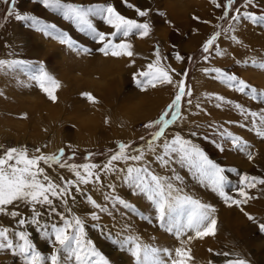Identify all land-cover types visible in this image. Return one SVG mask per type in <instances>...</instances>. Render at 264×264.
Instances as JSON below:
<instances>
[{
    "label": "rangeland",
    "instance_id": "374dc122",
    "mask_svg": "<svg viewBox=\"0 0 264 264\" xmlns=\"http://www.w3.org/2000/svg\"><path fill=\"white\" fill-rule=\"evenodd\" d=\"M64 2L84 5L111 3L126 17L141 22L146 19L139 17L134 8H128L124 0H64ZM218 2H226V0H218ZM238 2L242 3V0ZM127 3L142 10H149L153 30L148 37L142 38L133 34L126 38L132 45L131 57H113L104 56L96 51L99 45L92 43L90 38L86 39L73 27H69V22L64 21L59 14L45 10L34 0H17L16 11L37 15L46 23H56L61 30H67L78 41L83 43L86 39L87 43L91 44L93 52L89 54L73 51L66 45L60 44L55 34L46 36L16 21L15 11L11 16L6 15L11 7V0L7 2L0 0V59H25L37 65L43 64L60 85L54 92L57 99L53 102L24 75L16 74L20 79H15L14 88L10 91L9 86L3 83L9 80V74L0 73V104L11 106L7 110L0 108V146L4 149L27 146L31 156L38 155L35 152L36 148H40L42 154L46 155L58 154L60 149H64L65 160L68 163H104L108 156L117 150V145L121 142L133 146H144V141L140 137L143 136L147 140L156 129H145L143 125L159 118L174 99L177 92L176 82L183 79L186 91L190 90L192 95L183 97L181 109L184 119L173 126L172 131L180 132L184 137L193 139L206 150L213 161L222 166L236 168L238 171L230 174L231 182L227 190L234 198L243 199L237 195V189L240 186L239 176L248 174L264 178V138L257 136L251 130V117L246 119L239 112L228 113L225 108L228 106L233 111L234 104L241 102L252 111H260L264 104L260 100L254 101L230 90L214 79V74H206L204 69L219 67L230 73H236L240 78L257 87L258 91L264 92V69L251 66L253 60L260 62L262 58L260 56L264 57V52L259 54L257 42L255 45L242 42L238 46L235 41L231 43L226 37L221 36L217 41L219 48L214 46L210 60L205 62L203 44L215 32L228 27L225 21L219 19L222 10L216 8L212 0H127ZM194 17H199V21ZM93 20L106 33L112 31L110 27L99 23V18H93ZM15 24L17 25L16 33L13 31ZM251 28H257L264 34V29L260 27ZM247 36L249 35L243 33V37ZM120 39L124 38H117V42ZM146 40L149 41L146 42ZM23 47H26L27 51H23ZM141 47L145 49L140 51ZM157 48H159L160 56L166 57L162 60L161 66L166 69H175V73H172L174 84L158 85L156 88L148 87L147 90H141L135 82V74L146 71L147 65L155 61ZM217 50H226L228 53L223 51L225 54L217 56L215 54ZM177 52L185 57L183 61L175 59ZM53 53L57 62L45 63L46 58ZM111 59L114 60L109 63ZM261 61H264V58ZM106 63H109L112 68L102 72ZM184 73L187 75H183ZM203 80L211 87L210 89ZM19 83H25V87H18ZM84 93H90L96 98V102L88 101ZM210 93L225 95V100H231L233 104H223L222 108H217L211 102L217 104L219 101L207 99ZM189 99L191 104L187 103ZM114 118L115 121H113ZM243 124H247V128L239 126ZM220 127L247 141L250 147L246 152H239L229 142L223 140L217 132V128ZM193 131L199 135L191 137L190 133ZM205 135L210 139L205 140ZM212 140L223 143L227 150L218 151ZM247 152H251V160L248 159ZM89 153L93 154L90 161L85 159ZM73 154L74 159L69 160L68 158ZM41 166L45 167L48 174L57 181L60 175L73 178L67 169L56 165L52 168L43 164ZM152 169L160 175H171L169 171L155 163L152 164ZM176 171L182 177V180L177 182L178 185L184 188L186 194L199 199L202 203L212 205L216 209L213 215L218 221L215 235L193 238L183 245L191 251L190 264H209V262L225 264L228 258L244 259L248 264H264V232L259 230L257 223L249 221L245 215V213L250 214L256 221L264 223V185L246 189L250 197L246 204L240 207L228 206L210 187L202 185V188L187 169L176 166ZM92 194L98 202L105 203L99 192ZM117 194L137 204L139 206L137 214L122 215L125 212L122 207L112 209V217L101 213L100 223L106 230L119 232L125 224H128L132 227L133 233L138 230V234L146 243L169 247L173 251L181 246L180 240L173 235L166 234L158 230L155 225H149L138 219V214L149 215L152 212L146 201L131 196L124 187H118ZM78 199H81L79 195ZM76 211L81 214L84 209L78 207ZM2 223L14 225L10 218ZM92 223L94 222L87 219L86 230L97 247L109 255L114 264H127L128 256L114 251L105 235L99 230L92 229ZM191 235L194 236V233ZM33 239L45 254H51L53 249L50 242L42 243L35 233H33ZM196 245H200V249ZM224 252H229L231 256L226 258L223 255H215V253ZM7 256L0 253V263L19 264L15 257L12 256L9 259Z\"/></svg>",
    "mask_w": 264,
    "mask_h": 264
},
{
    "label": "snow or ice",
    "instance_id": "6c2138e0",
    "mask_svg": "<svg viewBox=\"0 0 264 264\" xmlns=\"http://www.w3.org/2000/svg\"><path fill=\"white\" fill-rule=\"evenodd\" d=\"M7 2V0H6ZM45 10L59 14L64 21L69 22L79 34L90 38L91 42L99 45L96 51L104 56L121 57L133 55L132 45L126 38L133 34L148 37L153 30V23L149 10H142L124 0L128 8H134L136 14L146 18L143 22L126 17L111 4H78L64 2V0H34ZM216 8L221 9L220 20L228 24L227 28L215 32L203 44L205 62L210 60L214 46L218 49L217 41L221 36L229 41L242 43L237 39L238 32L249 27L264 29V0H226L218 2L212 0ZM17 0H11V7L6 15L11 16L15 11V20L27 27L42 32L46 36L55 34L60 44L66 45L76 52L91 54L93 49L84 45L73 37L67 30H61L56 23H46L42 18L27 12L16 11ZM93 18H99L102 23L112 29L111 32L101 30ZM199 21V17H194ZM207 23V21H202ZM117 38L120 39L117 42ZM217 56L224 53L217 50ZM159 48L156 49V59L147 65L146 71L135 74V82L141 90L158 85H172V73L175 69H166L161 62ZM177 61L185 57L179 52L175 54ZM188 59H192L188 57ZM247 63V62H246ZM253 68L264 69V61L251 62ZM208 75L214 74V79L226 85L230 90L246 96L251 100H260L264 104V92L258 91L236 73L225 69L205 68ZM0 73L4 75L18 74L27 76L35 86L43 91L53 102L54 95L60 87L59 82L46 70L43 64H35L25 59H0ZM176 75H180L176 73ZM183 75H187L184 73ZM177 92L171 103L158 119L143 125L145 129H156L150 138L144 141V146H133L119 143L117 150L111 153L104 163H68L65 151L60 149L58 154H42L36 148L38 155L31 156L27 146L2 148L0 146V217L10 218L14 225H4L0 222V251L9 252L19 264H114L110 256L102 252L96 243L88 236L87 219L94 223L92 229L99 230L114 251L128 256L127 264H190L191 251L183 245L193 238H204L216 234L217 219L214 217L216 209L199 199L186 194L177 182L182 177L177 173L176 166L187 169L191 177L201 185H206L216 193L228 206L240 207L246 204L249 197L246 189L264 185V178H257L242 174L239 176L240 186L237 195L243 199L234 198L227 190L231 182V173L238 170L234 167L222 166L210 159L206 150L193 139L184 137L180 132H173V126L183 121L181 103L185 96H191L186 91L185 81L176 82ZM88 101L95 103L96 98L90 93L83 94ZM208 100L219 101L215 107L223 104L232 105L231 100L219 94L210 93ZM191 104V100L187 101ZM234 108L246 119L251 117V130L264 138V107L260 111H252L242 103L236 102ZM229 123H234L229 121ZM247 128V124L239 125ZM219 136L229 142L239 152H246L250 147L247 141L231 131L217 128ZM199 134L195 131L191 137ZM205 140L210 138L205 135ZM218 151H226L223 143L211 141ZM248 159H252L251 152H247ZM93 154L85 158L91 160ZM69 160L74 159V154ZM155 163L169 171L171 175H160L152 169ZM54 165L67 169L73 178L63 175L58 181L53 179L45 167ZM118 187H124L131 196L139 197L149 204L152 212L149 215H139L138 219L149 225H155L158 230L171 234L180 240V247L174 251L169 247L154 246L143 241L142 237L133 233L130 225L125 224L119 232L106 230L100 223L101 213L113 216L112 209L122 207L125 212L137 214L138 205L130 202L126 197L117 194ZM99 192L105 203H100L92 193ZM81 197V199H78ZM83 208L78 214L76 209ZM23 209V211L21 210ZM242 210V209H241ZM249 221L257 223L259 230L264 232V223L256 221L255 217L245 213ZM47 217V219H45ZM33 233L42 243L50 242L52 252L47 255L40 249L33 239ZM194 233V236L191 235ZM209 251H212L209 249ZM230 257L229 252L215 253ZM212 264V262H209ZM225 264H248L244 259L228 258Z\"/></svg>",
    "mask_w": 264,
    "mask_h": 264
},
{
    "label": "bare ground",
    "instance_id": "6f19581e",
    "mask_svg": "<svg viewBox=\"0 0 264 264\" xmlns=\"http://www.w3.org/2000/svg\"><path fill=\"white\" fill-rule=\"evenodd\" d=\"M144 6V5H143ZM145 7V6H144ZM155 16V15H154ZM14 33H16V31H17V25L15 24V26H14ZM246 31V32H245ZM243 33L244 34H246V35H249V36H247V37H243V33H240V32H238L237 34H239L237 37H238V39L239 40H241L243 43L245 42V44H247L248 42H250V44H254L255 45V42H257V51H259V54L261 55V54H263V52H264V34L261 32V31H259V29H257V28H251V27H249L247 30H245ZM248 32V33H247ZM22 33H23V30H22ZM26 33V32H25ZM27 34V33H26ZM147 41H149V40H146V42ZM233 41H231V43H232ZM235 43V42H234ZM83 44L84 45H86V46H89V47H92L91 46V44H89V43H87V41H86V39H85V42L83 41ZM142 45H143V42L141 43ZM141 45V46H142ZM228 45V44H227ZM25 46V45H24ZM97 46V45H96ZM95 46V47H96ZM145 46V45H144ZM238 46H239V44H238ZM249 46V45H248ZM247 46V47H248ZM98 47V46H97ZM147 47V46H146ZM224 47V46H223ZM222 47V48H223ZM227 47V46H226ZM243 47H244V44H243ZM229 48V47H228ZM232 48V47H231ZM245 48V47H244ZM143 49H145L144 47H143ZM142 49V47L140 48V51H142L143 50ZM224 49V48H223ZM22 50L23 51H27V49H26V47L24 48H22ZM229 50V49H228ZM231 50V49H230ZM244 50V49H243ZM246 50V49H245ZM223 51H225V52H227L226 50H223ZM222 51V52H223ZM225 52H223L224 54H225ZM228 53V52H227ZM239 53V52H238ZM48 54V52L46 53V55ZM61 54V53H60ZM255 54V53H254ZM257 54V53H256ZM231 55V54H230ZM239 55V54H238ZM257 56V55H256ZM235 57V56H234ZM260 57H262V58H264L263 56H260ZM236 58H237V56H236ZM239 58H240V56H239ZM256 58V57H255ZM262 58H261V60H262ZM224 59H226V58H224ZM230 59V58H229ZM241 59V58H240ZM248 59V58H247ZM114 59H111V60H109L110 62L109 63H111V61H113ZM227 60V59H226ZM260 60V61H261ZM90 61V60H89ZM92 61V60H91ZM235 61H237V60H235ZM242 61V60H241ZM52 62H57V60H55V53H53V55H50L49 57H47L46 58V60H45V63H49V64H51ZM222 62V61H221ZM109 63H106L104 66H103V70H102V72H104V71H107V70H109V68H112V67H110V65H109ZM243 64V63H242ZM225 65V64H224ZM88 69V68H87ZM108 74V73H107ZM68 75V74H67ZM254 76V75H253ZM206 77V76H205ZM16 78H19L20 79V77L18 76V75H16V74H9V80H7V81H4L3 83H5V84H7L8 86H9V89H10V91L14 88V85H15V79ZM201 78V77H200ZM206 79V78H205ZM260 79V78H259ZM262 80V79H261ZM12 81V82H11ZM19 81V80H18ZM203 81H205V80H203ZM263 81V80H262ZM14 82V83H13ZM208 82V81H207ZM264 82V81H263ZM112 83V82H111ZM205 83H206V81H205ZM210 83V82H209ZM20 84V83H19ZM211 84V83H210ZM110 85V84H109ZM201 85V84H200ZM206 85H207V83H206ZM19 86H21V88L22 87H25V83H21L20 85H18V87ZM112 86V85H111ZM202 86V85H201ZM200 86V87H201ZM208 86V85H207ZM2 87V86H1ZM209 87V86H208ZM111 88H113V86L111 87ZM211 87H209V89H210ZM107 91V90H106ZM109 91V90H108ZM204 92L203 90H200V92ZM207 91H208V89H207ZM207 91H205V92H207ZM16 92V91H15ZM200 92L198 91V93L200 94ZM61 93V92H60ZM107 93V92H106ZM62 94V93H61ZM106 95V94H105ZM198 95V94H197ZM197 95H196V97H197ZM203 95H205V94H203ZM206 95H207V93H206ZM200 96H202V95H200ZM223 96V95H222ZM224 97H225V95H224ZM198 98V97H197ZM228 98V97H227ZM198 100V99H197ZM200 100V99H199ZM246 100V99H245ZM214 101V100H213ZM211 103H213V105H216V103L215 102H211ZM241 103V102H240ZM201 104V103H200ZM200 106V105H199ZM198 106V107H199ZM203 106H205V105H203ZM226 106V105H225ZM11 106H9V104L7 105H5V106H3V105H1L0 104V108H2V109H4V108H6V110L7 109H9ZM195 107H197V106H195ZM201 107V106H200ZM214 107V106H213ZM203 108V107H202ZM221 108H222V106H221ZM232 109H233V111L232 110H230L229 108H228V106L225 108V110L228 112V113H230V112H234L235 114L238 112L234 107H232ZM191 110H193V108L191 109ZM188 112V111H187ZM191 114V113H190ZM204 115V114H203ZM199 117V116H198ZM202 117V116H201ZM234 117V116H233ZM135 118V117H134ZM116 119L114 118V120L113 121H115ZM234 120H235V117H234ZM244 122V121H243ZM113 123V122H112ZM115 123V122H114ZM116 123H118V122H116ZM196 183V182H195ZM200 185V184H199ZM198 186V185H197ZM201 187H202V185H201ZM203 188V187H202ZM22 211H23V209H21ZM7 219H9V218H7V217H0V220H2V222H5ZM136 232V231H135ZM143 232V231H142ZM199 249H200V245H196ZM199 249H197V250H199ZM0 253H2V254H4V255H8L7 257L9 258V259H11V257H12V255H11V253H9V252H4V251H0ZM117 261V260H116ZM6 262V261H5ZM10 263V262H9ZM8 262H6V263H0V264H9Z\"/></svg>",
    "mask_w": 264,
    "mask_h": 264
}]
</instances>
